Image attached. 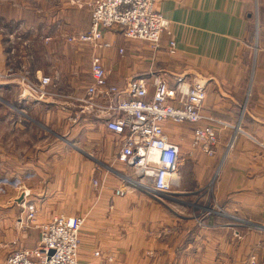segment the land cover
Listing matches in <instances>:
<instances>
[{"label": "crops", "instance_id": "1", "mask_svg": "<svg viewBox=\"0 0 264 264\" xmlns=\"http://www.w3.org/2000/svg\"><path fill=\"white\" fill-rule=\"evenodd\" d=\"M252 1L156 0L155 10L168 21L156 50L146 41L123 38L118 30L105 31L111 46L101 56L111 84L123 86L142 77L151 95L155 72H164L170 86L176 74L204 81L202 111L217 129L214 153L193 145L192 125L165 123L167 140L179 147V164L175 184L157 198L124 182L116 161L119 142L102 123L91 117L70 123L69 96H80L87 83L73 87L77 68L66 77L69 57L55 41L54 26L18 31L23 44L30 37L39 43L48 38L50 47L20 46L16 59L0 43V68L11 57L17 64L26 61L33 75L54 79L59 95L32 103L28 112H1L0 208L5 213L0 224L6 225L8 240L18 238L20 247L37 244V237L25 244L17 218H8L26 201L36 204L40 222L57 212L84 216L79 264H264V0L256 43ZM88 22L64 34L85 30ZM170 39L175 42L172 53ZM87 66L89 83V61ZM13 100L19 102L15 95ZM12 130L34 139L15 144ZM75 137L85 139L86 151L74 149ZM115 189L126 193L118 196Z\"/></svg>", "mask_w": 264, "mask_h": 264}, {"label": "built area", "instance_id": "2", "mask_svg": "<svg viewBox=\"0 0 264 264\" xmlns=\"http://www.w3.org/2000/svg\"><path fill=\"white\" fill-rule=\"evenodd\" d=\"M155 2L93 0L89 4L88 29L64 38L71 43L88 44L92 50L90 81L80 96H69L72 98L69 102L70 123L75 124L82 117L101 122L119 142L116 160L131 170L129 175H123L124 182L157 198L175 184L179 164V147L167 140L164 124L192 125L193 145L209 155L214 153L217 129L214 119L202 111L206 97L204 81H188L183 75L176 74L170 86L164 72H155L150 95L149 83L142 77L131 78L123 86L111 84L107 79L101 50L110 47L111 43L104 37L105 31L118 30L125 39L146 41L153 50L158 49L161 34L168 29V21L155 10ZM168 49L170 53L174 52L173 39L169 40ZM13 53L11 48L9 55ZM1 79L20 87L19 99L47 102L59 96L54 90V79L46 74L33 75L26 61L17 64L10 58L0 68ZM93 183L97 185V181ZM114 193L124 195L122 189H116ZM21 204L25 207L26 219L33 220L35 204L26 201ZM82 223L79 215L52 216L39 226L41 233L37 246L14 249L7 256L6 264H77Z\"/></svg>", "mask_w": 264, "mask_h": 264}, {"label": "rangeland", "instance_id": "3", "mask_svg": "<svg viewBox=\"0 0 264 264\" xmlns=\"http://www.w3.org/2000/svg\"><path fill=\"white\" fill-rule=\"evenodd\" d=\"M92 1L93 0L87 1L85 4L83 0H80V2H76L75 0H0V43L1 44L3 43L2 44L3 48L4 47L6 49L13 48V52H14L13 55L15 56V59H16V53L20 46L21 47L28 46L29 49L36 50L40 47V45L43 47L46 45L48 46L50 43V41L49 42L46 41L48 40V38H46L45 41L44 39L42 40L44 41V43L42 42L39 43V42H35V40L34 39L32 40V38L30 37L29 43L23 44V41H20V39H17V37L19 36L18 31L20 32L21 30L26 29L29 32H32L33 30H35L36 25H39V26L41 25V28H43L44 26L45 28H50L54 26L55 28L54 30H56L55 34L57 35L55 41H57L56 43L58 44V47L60 49H63V46L64 48H66L67 56L69 57V62H66L67 64L69 63L68 64L69 66L68 67L65 66L66 68L65 70L67 71L66 75H68L66 77H69V71L71 69L77 68L78 69V70L76 69L77 73L76 72L74 73V79H72L73 87L76 88L78 86L85 85L86 83L88 84L89 79L86 77L87 75L85 74V72H86V68L88 67L87 66L88 61L90 63L91 54H92L91 49L88 46H84L88 44H77L73 42L72 43L68 42L64 38L68 34H64V33L65 32L71 33V32H74L76 30H79L85 27L86 20L87 19L90 20L91 6H89V4ZM262 4H263V0H253L252 1L251 18H252L253 25H254V32L256 33V34L253 33L255 34V43L256 41H258L257 31L259 29L261 15L263 13ZM87 26H89V24ZM87 29L88 27L85 30ZM85 30H81V32ZM29 35H32V34H29ZM62 39L65 42H68L67 44H69V46L63 44L64 42H62ZM159 45H160V41H159ZM254 45H257V44H254ZM251 46H252V43H251ZM75 48L78 49V51L75 52L76 54H74ZM250 50H253V48L251 47ZM11 59L13 60L14 58L11 57ZM66 63H63V64L65 65ZM47 64L49 65L51 63L49 62ZM1 80H0V93L3 92L4 98L0 97V115L3 109L14 110L13 108H16L18 110H25V111L27 110L26 112H28V110L32 108V103L37 102V101L29 100V99H19L18 94H19V91L21 92L20 87L17 84L16 85L10 84L11 87H7V86L2 87V85L4 84L7 85L8 82L6 81L3 82V80L2 81ZM14 95H15V98L19 102L13 100ZM69 108H70V104H69ZM94 121L101 123L96 120ZM181 124H189V123H181ZM173 125H180V124H173ZM4 128L5 126H2V124H0V139L2 138L1 134L3 133ZM238 129L239 127L237 126V130ZM13 134H14V140L12 142L15 144L25 143L28 145L31 142L30 139H34V136L31 135L30 133H25V132L19 133L17 131H13L11 135ZM235 138H236V134L233 135L231 138L232 140H230L231 147H232V143L234 141L236 142ZM80 140H76V137H75V139L72 140L71 144L73 145L75 150H83V151L85 150L86 151V146L84 144L85 139L83 143ZM229 142H228V145H229ZM228 145H227V150L231 148V147L228 148ZM261 145L264 146L263 144ZM69 146L71 145L69 144ZM91 157H94V153ZM118 163H119V166L121 167L120 170H122L121 173H123V175L125 174L129 175L131 173V170L125 164L121 162H118ZM114 167H115L114 165L111 166V168H114ZM26 175H25V180L27 177ZM93 181H97V180L95 179ZM93 181H92V184L93 186H95ZM4 184H6V182H4ZM97 185H98V181H97ZM0 186H3L1 179H0ZM1 189L2 188L0 187V191ZM26 190L27 188H24V192H28V190L27 191ZM141 191L145 192L143 190ZM124 193H126V191ZM22 197L20 198L22 199ZM21 202L22 201L19 202L20 203L19 206H16V208L13 209L12 213L8 216V218L12 220H15L17 218L16 225L17 227H19L21 231L25 232L24 239L27 242L25 243L27 245L29 244V241L30 242L35 241L36 237L39 240L40 233H41L39 226L42 223H44L45 221H48L54 215L64 214L62 212H57V213H54L47 220H43L40 222L41 217L39 218L40 214L36 210L35 218L33 220H27L25 217V214H26L25 207L22 206ZM2 209L3 208H0V222L3 221L2 214L5 213L3 212ZM67 216H75V215H67ZM79 216L82 217L83 223H84V216L82 215H79ZM21 220L23 222L22 227H20V224H19ZM5 228H6L5 224H0V264H6L7 256L14 249L29 248L25 246H21V247L18 246V243H19L18 238H15V240L14 239L8 240V237H7L8 231H6ZM80 232H81V228L79 230V240H80ZM9 233H14V232L9 231ZM37 244H38V241H37ZM37 244L34 245V247L37 246ZM34 247H31V248H34ZM79 248H80V243H79V246L77 249V255H76L77 264H79V260H78ZM94 255L96 256L99 255V252L95 251ZM251 262H253V260H251Z\"/></svg>", "mask_w": 264, "mask_h": 264}]
</instances>
